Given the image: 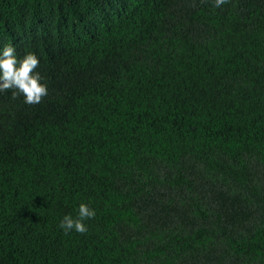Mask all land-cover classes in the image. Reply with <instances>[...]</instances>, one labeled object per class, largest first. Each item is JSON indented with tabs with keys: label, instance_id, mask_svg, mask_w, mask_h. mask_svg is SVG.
Returning a JSON list of instances; mask_svg holds the SVG:
<instances>
[{
	"label": "trees",
	"instance_id": "obj_1",
	"mask_svg": "<svg viewBox=\"0 0 264 264\" xmlns=\"http://www.w3.org/2000/svg\"><path fill=\"white\" fill-rule=\"evenodd\" d=\"M8 44L0 264H264V0H0Z\"/></svg>",
	"mask_w": 264,
	"mask_h": 264
},
{
	"label": "clouds",
	"instance_id": "obj_2",
	"mask_svg": "<svg viewBox=\"0 0 264 264\" xmlns=\"http://www.w3.org/2000/svg\"><path fill=\"white\" fill-rule=\"evenodd\" d=\"M227 3L228 0H213L215 8ZM39 63V58L34 53L29 52L23 58H18L15 47L11 44L5 45L0 49V94L7 92L12 99L23 97L26 104H39L48 95V86L37 70ZM95 216V209L81 203L78 205L77 217L65 215L59 227L66 234L72 231L84 234L88 231L85 221Z\"/></svg>",
	"mask_w": 264,
	"mask_h": 264
}]
</instances>
